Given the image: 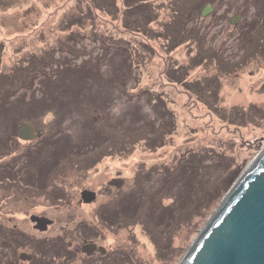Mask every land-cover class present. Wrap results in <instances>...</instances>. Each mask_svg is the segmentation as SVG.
<instances>
[{
  "label": "rangeland",
  "instance_id": "rangeland-1",
  "mask_svg": "<svg viewBox=\"0 0 264 264\" xmlns=\"http://www.w3.org/2000/svg\"><path fill=\"white\" fill-rule=\"evenodd\" d=\"M142 2L147 23L135 1L0 0V167H14L0 170L13 186L0 218L25 232L29 216L53 220L35 237L64 264H179L264 148L256 0H215L201 18L197 0ZM22 123L35 146L17 142ZM83 240L105 255L85 257Z\"/></svg>",
  "mask_w": 264,
  "mask_h": 264
},
{
  "label": "water",
  "instance_id": "water-1",
  "mask_svg": "<svg viewBox=\"0 0 264 264\" xmlns=\"http://www.w3.org/2000/svg\"><path fill=\"white\" fill-rule=\"evenodd\" d=\"M16 137L31 141L36 134L22 123ZM107 185L119 188L123 182L113 179ZM80 197L89 204L95 193L84 190ZM80 252L86 256L106 253L93 243H85ZM179 264H264V148L233 183Z\"/></svg>",
  "mask_w": 264,
  "mask_h": 264
},
{
  "label": "flooded vegetation",
  "instance_id": "flooded-vegetation-1",
  "mask_svg": "<svg viewBox=\"0 0 264 264\" xmlns=\"http://www.w3.org/2000/svg\"><path fill=\"white\" fill-rule=\"evenodd\" d=\"M215 0H211L209 4H206L202 11L206 8V6H212ZM264 0H256L255 7L258 9V13H264ZM212 8V7H211ZM213 9V8H212ZM199 18H201L199 16ZM240 19V18H239ZM32 127V126H31ZM33 128V127H32ZM34 130V128H33ZM38 131L34 130V134H36V138L31 141H21L17 138V142H24L25 145H33L35 146L40 140H38L37 133ZM16 134V131H15ZM41 136V135H40ZM31 151L29 148L25 147V151ZM14 155L13 157H15ZM7 165L9 168L11 164L1 165L0 170L6 169ZM11 169H14L12 166ZM6 181L0 179V189H6L7 187L13 188L10 186L11 184H4ZM19 221V220H18ZM27 222L26 232L19 228L17 222L13 223V220L10 218L4 219L0 218V264H64L67 263V260H71L72 258H63V261L57 260L59 259L57 255L48 256L44 253L42 248L45 246L46 240H36L38 237H35V233L37 234H45L50 231V229L54 226V221L45 219L39 216H29L27 220H22ZM32 231L33 235L29 234ZM49 247L53 245H59L60 242L57 239L49 240ZM85 243H93L92 241L83 240V245ZM94 244V243H93ZM71 243H68L66 246L70 248ZM82 245V246H83ZM81 246V247H82ZM47 249V248H46ZM81 249V248H80ZM29 252V253H28ZM98 252H94L92 255L97 254ZM74 253H72L73 255ZM99 254V253H98ZM91 256V255H90ZM86 256L85 257H90Z\"/></svg>",
  "mask_w": 264,
  "mask_h": 264
},
{
  "label": "trees",
  "instance_id": "trees-1",
  "mask_svg": "<svg viewBox=\"0 0 264 264\" xmlns=\"http://www.w3.org/2000/svg\"><path fill=\"white\" fill-rule=\"evenodd\" d=\"M114 1V0H113ZM127 1H131V2H136V3H138V4H136L134 7V9H135V11L136 12H138V14H139V16H140V19H143V20H145V22L147 23L148 21H150V14H148L147 15V12H144L145 11V5H143V4H141V2L142 1H144V0H127ZM210 1L211 0H197V2L198 3H196L194 6H192V7H195V9H196V13H195V15H196V17H198L199 18V13L203 10V8H204V6L206 5V4H209L210 3ZM143 3V2H142ZM191 3V2H190ZM147 7V6H146ZM144 13V14H143ZM191 17H194V16H191ZM140 21H142V20H140ZM144 22V21H143ZM119 41V40H118ZM120 42V46H116V47H118V48H120V49H126V44H124V43H122L121 41H119ZM116 43V42H115ZM236 174H237V171H233L231 174H230V176H228L226 179H225V181H224V183H223V189L225 190V188L227 187H229L230 185H231V183L235 180V178L237 177L236 176ZM236 176V177H235ZM127 209H128V207L127 206H125V207H120V209H118L119 211H121L123 214L125 213V212H127ZM117 210V211H118ZM111 214V213H110ZM111 216H113V214H111ZM108 221H110V220H108Z\"/></svg>",
  "mask_w": 264,
  "mask_h": 264
}]
</instances>
